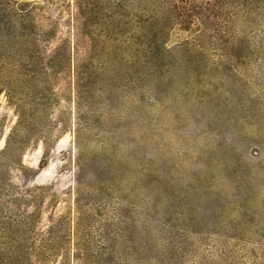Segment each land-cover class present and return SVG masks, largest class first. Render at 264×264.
<instances>
[{"label": "rangeland", "instance_id": "1", "mask_svg": "<svg viewBox=\"0 0 264 264\" xmlns=\"http://www.w3.org/2000/svg\"><path fill=\"white\" fill-rule=\"evenodd\" d=\"M9 263L264 264V0H0Z\"/></svg>", "mask_w": 264, "mask_h": 264}, {"label": "trees", "instance_id": "2", "mask_svg": "<svg viewBox=\"0 0 264 264\" xmlns=\"http://www.w3.org/2000/svg\"><path fill=\"white\" fill-rule=\"evenodd\" d=\"M1 61L4 62L5 59H2ZM46 66H48L49 69H53L55 67L52 61L49 64H46ZM45 147L46 146L44 145V149H46ZM16 254H17V252H15V251L8 253V255L11 256L13 259H16ZM9 264H11V263H9Z\"/></svg>", "mask_w": 264, "mask_h": 264}]
</instances>
